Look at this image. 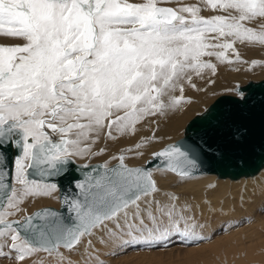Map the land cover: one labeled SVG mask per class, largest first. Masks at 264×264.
<instances>
[{
  "label": "snow or ice",
  "instance_id": "1",
  "mask_svg": "<svg viewBox=\"0 0 264 264\" xmlns=\"http://www.w3.org/2000/svg\"><path fill=\"white\" fill-rule=\"evenodd\" d=\"M247 48L264 49V0H0V264H106L131 246L204 241L170 189L221 133L223 157L264 150V101L259 138L237 85L198 140L164 142L157 127L121 145L192 104L186 89L206 93L197 81L215 85L222 66L259 65ZM73 171L58 196L53 178ZM41 198L62 210H30Z\"/></svg>",
  "mask_w": 264,
  "mask_h": 264
},
{
  "label": "rangeland",
  "instance_id": "2",
  "mask_svg": "<svg viewBox=\"0 0 264 264\" xmlns=\"http://www.w3.org/2000/svg\"><path fill=\"white\" fill-rule=\"evenodd\" d=\"M243 55L245 56L246 59L250 61L253 59L260 61V64L255 66L259 68L258 69L259 72L256 73V69H254L255 67H250L249 65L245 64L241 67L245 68L246 74H249V76L245 79L237 80L235 78L227 79V76L223 74L222 71L219 70L218 75L214 77V79L216 80V82L227 81V83L222 86L215 87L213 94L208 99L197 98V100L194 101L193 99L196 96L198 97V95L201 92H197L191 88H187L186 96L192 99L191 105L193 108L183 117H177L178 112L172 113L175 114V116L171 115L170 117H163L165 121L168 122V124H169L168 119H170V121L174 120V118L175 120L176 118L181 120V121L178 120V123L179 122L180 123L176 131H171L168 134L159 135L164 138V142H175L176 140L181 138L183 136V132H184L183 130L187 122L196 114H200L204 112L206 108L218 96L223 94L234 95L231 90L235 89L237 85L242 86L251 80L258 81L264 78V75H262L264 74V70H263L264 66H262L264 65V51L261 52L260 57H255L258 55H254V54L246 55L243 53ZM234 70H235V65H231L228 68L229 73H233ZM201 86L208 88V86L204 85L203 82H201ZM160 118L161 117L156 118L155 124H146V126H143L139 132L140 134L138 135L140 136L151 135V132L153 130H157V127H159L158 128L159 131L160 128H162L163 125L165 126L166 123V122L164 123L163 118L162 119ZM144 130L147 133H144L143 132ZM169 137H171V141H169L168 139ZM138 139L139 136L136 139L132 140L131 142L126 143L125 145L122 144L121 146L124 147L130 146L131 144L135 143L136 140ZM86 162L87 161H82V163H86ZM97 162L98 161H92V163H97ZM211 185L213 184L210 183L209 186ZM180 187L181 186L174 187L173 189H178ZM263 190H264V183L260 187V191ZM176 191L180 192L179 190ZM57 202L58 203L53 205L51 204H35L33 206L29 205V208L30 210L33 208H40L43 206H53L58 208L59 200ZM237 205H239V209H246L248 207V210L241 212V214H239L237 217L230 215L229 216L224 215L225 217H223V216H218V214L216 215L212 214L211 218L206 221L199 215L196 216V220L198 224L203 225V228H197V232L206 237L204 241H198L189 244L182 242L178 237H176L173 238L171 241L166 242L162 246H131L127 248L126 251H117V254L115 256L105 255L102 258L106 261V264H234V261L236 264H238L239 262L240 264H245L243 261H246L247 264H264V192L257 198L255 199L250 198L247 201L242 197V195H239ZM233 209H237V208L233 207ZM220 210L225 211L226 209H222L220 207ZM258 238L261 239L258 240ZM253 239L255 240V242H258L257 243L258 245H256L253 242L254 241ZM216 242H218V244L221 243L220 244L221 246L219 247L218 250L212 249V246L217 244ZM228 243L232 244L233 247L236 248V251H238L236 257L235 258L232 257L231 260L222 257L227 254V248H230ZM248 243L251 245H249ZM251 248L252 249L254 248L253 253L251 255H247V256L245 255L244 257V255H241L239 253L240 251L244 252ZM260 249L262 250L260 251ZM256 251H258L259 253ZM107 252L108 251H106V253ZM239 256L242 257L240 258Z\"/></svg>",
  "mask_w": 264,
  "mask_h": 264
},
{
  "label": "bare ground",
  "instance_id": "3",
  "mask_svg": "<svg viewBox=\"0 0 264 264\" xmlns=\"http://www.w3.org/2000/svg\"><path fill=\"white\" fill-rule=\"evenodd\" d=\"M242 50H243L242 53H244L246 55H252V54L258 55L255 57H260L261 52L264 51V49H260V48H247V49H242ZM251 59H253V58H251ZM241 66H243V65L235 64V70L233 73L228 72V68L230 66H222L220 68V71H222V73L227 76V79L235 78L237 80H239V79L242 80V79L247 78L249 76V74H246L245 68H242ZM254 69H256V73L259 72L258 67H255ZM262 75H264V74H262ZM201 82L202 81H197V85L199 87H202ZM226 83H227V81L216 82L215 85H212V87L208 86V91L206 93H200L198 95V97L196 96L193 100L195 101V100H197V98L208 99L213 94L215 87L222 86ZM192 108L193 107L191 104L185 105L184 109L177 111L178 112L177 117H183L185 114L190 112L192 110ZM171 115L175 116V114L169 113V115L167 117H170ZM162 118L163 117H161L160 119H162ZM168 120H169V124L164 119V123L166 122L165 126L161 125L162 128H160V130L157 132L158 136L168 134L171 131H176V129L178 128V125L180 123V122L178 123V120H180V119L176 118V120H175V118H174V120H172V121H170V119H168ZM160 122H161V120H160ZM144 126H146V124ZM145 130H146V127H145ZM145 130L143 132L147 133V132H145ZM148 132H149V130H148ZM138 136H140V135H138ZM136 138H134V139H136ZM134 139L126 140V141L122 142V144L125 145L126 143H129ZM113 150H115V147H113ZM146 155L149 158L150 152L146 153ZM76 163H82V161H76ZM254 176H256V177H254ZM254 176L242 177L243 179L239 178L237 180H230V179H219L217 176L212 175V174L194 175V177L191 181H189L186 184L181 185L180 188L173 189V190L174 191H176V190L180 191L178 193L181 194V196H182L181 203L186 202V203L193 206V211L190 214L194 215L195 217L197 215H199L205 221L210 219L212 214H214V215L218 214V216H223V217H225L224 215H227V216L230 215V216L237 217L239 214H241V212L248 210V207L246 209H239V205H237L239 195H242V197L247 201L250 198H254V199L257 198L258 196H260L264 192V190L260 191V187L264 183V166ZM252 177H254V178H252ZM210 183L213 184L215 187L214 188L210 187L209 186ZM170 190H172V189H170ZM57 201L58 200H56V199L41 198V199H38L35 203L30 204V206H33L35 204H51V205H53V204L58 203ZM220 207L222 209H226V210L222 211V210H220ZM233 207H236L237 209H233ZM247 212H249V211H247ZM208 223H209V221H208ZM257 234H259V233H257ZM260 239L258 238V240H260ZM253 240H251V241H253ZM253 242L256 245H258L257 244L258 242H255V240ZM216 243L217 244L212 246V249H214V250H218L219 247L221 246L220 245L221 243L220 244H218V242H216ZM228 245L230 248H227V254L222 256V257L231 260L232 257L233 258L236 257V255L238 254V251H236V248H234L232 244L228 243ZM249 245H251V244H249ZM259 245H261V244H259ZM252 246H253V243H252ZM253 249L251 248L247 251H244L245 253L241 252L239 250L240 251L239 253L241 255H244V257H245V255L246 256L251 255L253 253ZM242 250H245V249H242ZM261 250L262 249H260V251ZM104 251L106 252L108 250L104 249ZM256 252H258V251H256ZM239 257L241 258L242 256H239ZM191 258H193V257H191ZM243 262L245 264H247L246 261H243ZM234 264H236L235 261H234ZM238 264H240V262Z\"/></svg>",
  "mask_w": 264,
  "mask_h": 264
},
{
  "label": "water",
  "instance_id": "4",
  "mask_svg": "<svg viewBox=\"0 0 264 264\" xmlns=\"http://www.w3.org/2000/svg\"><path fill=\"white\" fill-rule=\"evenodd\" d=\"M239 88L245 92V95L249 100L248 107L252 108L256 114L254 132L257 138H259V113L261 109V102L264 101V78L258 81L251 80L245 85L239 86ZM234 100H236V97L229 94H223L215 98V100L206 108V110L211 109V112H206L205 110L204 112L193 116L185 125L183 136L176 141L185 140L190 143L192 140H198L200 135H202V131L198 132L201 117L233 109L235 105L232 101ZM194 121L195 123H193ZM215 123L216 121H213V124ZM200 142L202 144L204 143L203 141ZM225 143V134L221 133L219 137H214L212 140H209V144H211L210 148L208 145H204L205 155L202 156L204 164L203 167L194 175L212 174L217 176L219 179L237 180L242 177L254 176L261 168H263L264 150L257 147L254 153H243V159L237 158V155L232 152H229L227 157H223L222 148ZM81 164L83 163H76L72 167L77 168ZM72 176H82V173L73 171L72 175L69 177H65L63 179L53 178V181L58 180L62 186V191L58 193V196H63V189H66L69 186L68 182ZM56 209L62 210L60 200L59 206Z\"/></svg>",
  "mask_w": 264,
  "mask_h": 264
}]
</instances>
